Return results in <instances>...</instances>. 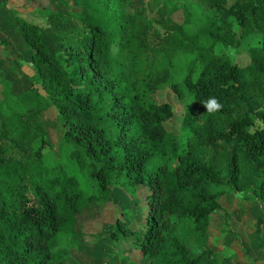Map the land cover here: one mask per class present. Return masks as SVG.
I'll return each mask as SVG.
<instances>
[{
  "label": "trees",
  "instance_id": "16d2710c",
  "mask_svg": "<svg viewBox=\"0 0 264 264\" xmlns=\"http://www.w3.org/2000/svg\"><path fill=\"white\" fill-rule=\"evenodd\" d=\"M58 2L37 10L57 49L9 9L30 53L28 89L16 91L7 69L24 62L0 38V264H68L71 246L101 235L107 223L85 224L115 204V186L144 209L141 226L129 212L113 224L119 264H243L209 246L210 217L243 178L264 199V0ZM252 34L261 45L243 62L216 54ZM165 89L183 105L178 133ZM52 107L62 157L42 125Z\"/></svg>",
  "mask_w": 264,
  "mask_h": 264
},
{
  "label": "rangeland",
  "instance_id": "374dc122",
  "mask_svg": "<svg viewBox=\"0 0 264 264\" xmlns=\"http://www.w3.org/2000/svg\"><path fill=\"white\" fill-rule=\"evenodd\" d=\"M135 5H142L145 0H133ZM6 5L9 9L13 8L17 14L24 17L28 22L35 23L43 28L45 40L52 49H57L60 47L58 45V38L52 32L49 27V23L46 18L40 14L37 10L39 6L48 5L50 8L56 10L61 9L62 5L59 4L58 0H7ZM12 16V14H10ZM234 30L239 31V26L234 22ZM261 45V39L258 35L252 34L246 38H242L239 41L238 45L225 47L221 43H218L215 47V52L220 58H230L232 61L243 62L246 59L247 51L255 46ZM0 46V50H1ZM28 52V51H27ZM3 51H0V57L2 56ZM7 56H9V53ZM28 56V55H27ZM22 56L20 55V58ZM4 59V58H3ZM28 58L24 59L23 57V69L22 74L25 72L32 73L28 64L30 63ZM19 87L17 86V89ZM158 99L160 101L168 100L175 106V115L174 117L166 123L167 129L178 133L182 117L184 115L183 105L179 103L175 95L168 89L160 90L157 93ZM58 110L52 107L42 116V125L45 129L48 130L49 140L53 143L54 147L52 152L58 156L62 157V148L63 144L60 142L59 135L60 130H62V120H59ZM259 121L256 122V125L253 127H261ZM174 162L172 166H174ZM244 178L239 181L238 186L231 185L224 195L220 197V200L223 205L218 210L212 213L210 217V231L213 235L214 226L216 220L213 215L216 212H219V215L222 214L224 221L220 224V229H222L228 237L233 240L235 246H242V248L249 253L252 252L254 248L253 245H250V242L257 236L263 241L264 237L261 233L257 232L256 235H250L248 239H244L243 235H240L241 230L239 229V224L236 221L238 215H248L247 222L250 223L251 215L255 220L262 218L264 219V199H262L256 191H253L252 185H242ZM252 184V183H251ZM240 185V187H239ZM114 190V203H106L103 208L101 215L85 224V230L87 232H98L103 228V224L107 223L101 235L95 239H91L90 242H85L84 240L78 243L77 245L71 246L70 248V259L68 264H119L117 258L119 245L114 240L111 235L114 231L115 220L119 217L122 218L125 212H129L131 218L133 219V227L141 226L142 224V206L129 197L121 187L115 186ZM144 189H140V196L143 195ZM233 206H237L238 209L235 210ZM230 208V212H228ZM228 214V215H227ZM253 219V218H252ZM259 223V222H258ZM234 225V226H233ZM262 230L264 229V223L261 225ZM255 228V227H254ZM253 231L255 232V229ZM258 229V228H257ZM214 239V237L212 238ZM264 249V246H262ZM247 249V250H246ZM264 251V250H263ZM223 254H227L226 250L222 251ZM133 258H140V255L133 253ZM136 264H147L145 260L140 259Z\"/></svg>",
  "mask_w": 264,
  "mask_h": 264
},
{
  "label": "crops",
  "instance_id": "0c3cea01",
  "mask_svg": "<svg viewBox=\"0 0 264 264\" xmlns=\"http://www.w3.org/2000/svg\"><path fill=\"white\" fill-rule=\"evenodd\" d=\"M7 0H0L2 3H6ZM34 1V0H30ZM0 38H6L9 42H11V46L9 49H14V51L19 52L22 56L21 59L28 58L27 60L30 61V53L28 51V45L22 36L20 32L16 29V24L13 22V17L10 15V11L8 6L3 7L0 10ZM1 46V45H0ZM0 51H6L9 49H4L1 46ZM28 51V52H27ZM28 55V56H27ZM24 61V60H23ZM9 72V77L11 79L15 80V89L17 92L23 91L28 89L29 83L26 81V79L23 78L22 73L20 71H11V69H7ZM17 86L19 87L17 89ZM221 205L222 202L220 200ZM236 209H238L237 206H233ZM228 212H230V208H228ZM218 211V210H217ZM213 217H215L214 221L216 220L215 226H214V232L213 235L211 234V241L209 246L213 248L215 251L222 253V251L226 250L227 255L232 256L234 258H237L241 260L243 264H264V249L262 246L263 241L258 236V221L259 219H254L256 217H253L251 215L250 223L247 222L248 215H238L237 222L239 224V229L241 230L240 235H243L244 239H248L250 235H256L257 236L253 239V241L250 242V245H253L252 252L249 253L248 250L245 251L242 246H235L233 243V240H231L230 237H228V234H226L220 227V224L223 223L224 219L223 215L219 212H216ZM253 218V219H252ZM264 221V219H262ZM234 226V225H233ZM255 227V228H254ZM253 228L255 229V232L253 231ZM214 237V239H212Z\"/></svg>",
  "mask_w": 264,
  "mask_h": 264
},
{
  "label": "clouds",
  "instance_id": "9594fccd",
  "mask_svg": "<svg viewBox=\"0 0 264 264\" xmlns=\"http://www.w3.org/2000/svg\"><path fill=\"white\" fill-rule=\"evenodd\" d=\"M202 103L206 107V112L209 113L215 112L221 107V104L214 96H210L207 100H202Z\"/></svg>",
  "mask_w": 264,
  "mask_h": 264
}]
</instances>
